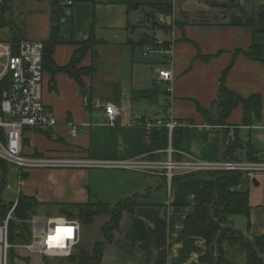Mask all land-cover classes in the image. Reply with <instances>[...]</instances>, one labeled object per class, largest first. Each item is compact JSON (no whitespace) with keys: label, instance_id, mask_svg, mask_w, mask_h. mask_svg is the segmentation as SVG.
I'll use <instances>...</instances> for the list:
<instances>
[{"label":"crops","instance_id":"0c3cea01","mask_svg":"<svg viewBox=\"0 0 264 264\" xmlns=\"http://www.w3.org/2000/svg\"><path fill=\"white\" fill-rule=\"evenodd\" d=\"M4 1L7 25L0 28V41H11L13 26L20 40L43 43L59 24V37L71 43L54 48L56 67L67 66L78 51L72 42L90 36L98 42L78 64L80 69L93 66L92 74L81 76L83 87L65 73L44 72L43 101L58 124L54 129L25 130V155L84 160L144 156L164 161L170 147L177 161H223V138L230 142L237 136L243 145L254 148L258 162H264V155L259 154L264 147V63L247 56L253 43L264 45L258 42L259 38L264 41V0H134L139 8L129 11L121 0H59L57 7L52 0H0V5ZM150 5L169 8L167 33L149 29L144 10ZM147 36L168 45L144 56L150 47L140 42ZM229 65L224 86L242 99L254 94L262 99L261 119L249 127L242 126L241 105L230 112L224 124L210 125L198 111H206L209 121H217L219 88ZM162 69L171 72L172 94L165 92L170 83L158 81ZM82 90L87 91L85 99ZM103 103L115 104L121 112L114 126L107 123L99 106ZM136 117L172 119L192 127L177 128L180 133L173 139L168 133L167 148L151 151L150 132L135 125ZM69 124L79 125L75 137L70 136ZM236 155L239 161L249 162L244 150ZM144 175L99 168L36 170L21 180L18 194L44 205L92 203V195L115 204L140 196V206L131 214H122L100 264H206L201 260L207 253L205 241L197 237L179 240L184 218L175 216L173 210L202 201L214 205L217 193L204 189L199 175L176 177L169 190L164 176ZM252 183L259 188L254 178ZM161 189H167L165 197ZM263 194L264 189L258 204L249 198V228L243 216L230 218L233 228L248 240L264 235ZM208 222L216 232L209 247L216 264L217 243L228 226L211 213ZM223 250L229 264H236V258L244 264V255L236 248L224 244Z\"/></svg>","mask_w":264,"mask_h":264},{"label":"trees","instance_id":"16d2710c","mask_svg":"<svg viewBox=\"0 0 264 264\" xmlns=\"http://www.w3.org/2000/svg\"><path fill=\"white\" fill-rule=\"evenodd\" d=\"M121 3L126 6L127 10L138 9L139 6L134 3V0H121ZM54 7L59 6V0H52ZM6 1L0 5V28L5 27L3 14L6 11ZM145 12V19L149 22V29L155 31L156 29L163 30L165 33L169 31V24L166 21V17L169 15V8L161 5H150ZM157 15L162 17L159 19ZM13 31L11 41L16 43L19 38V32ZM62 43H71L62 40L59 37V24L51 29L50 37L47 41L43 42V69L44 72L48 71L52 74L65 73L69 78L76 81V83L82 86L81 76L85 74H92L93 66L88 69L78 68V64L88 51H93L98 42L90 36L89 39L83 42L72 44L78 46V51L74 53L71 61L67 66L63 68L56 67L53 62L54 48ZM142 45H147L150 48L158 49L168 45L167 42L160 43L154 36H147L140 42ZM247 56L252 60H259L264 63V45L253 43L249 49ZM231 65L224 71L222 75V83L219 88L218 100L216 106L219 109V116L217 121H209L208 113L202 109H198L199 113L210 125H216L217 123L224 124L226 118L230 112L238 105L242 106L243 118L242 126H251L254 123H258L261 119L262 112V99L260 95L254 94L246 99L238 97L233 92L229 91L224 86V79L228 73ZM180 131L174 129L172 131V139L175 135H179ZM168 131L167 129H153L150 132V150H164L167 148ZM180 138H178L179 141ZM173 142V140H172ZM224 144V158L223 161L235 162L239 161L236 153L240 150H244L246 153L247 161L258 162L256 157V151L250 145H243L237 136L234 140L227 142L223 138ZM0 160V170L2 172V180L0 182V194L6 186V170ZM7 165V164H6ZM8 166V165H7ZM201 176V186L207 190H214L217 193V202L214 205H210L208 202H196L193 206H178L173 210L175 216L184 218L183 227L179 234V240L189 237L201 238L205 241L207 246V253L201 259L206 264H213V259L209 250L215 235V229L208 222V216L211 213L216 219H220L228 226L225 234L217 243V249L219 257L216 264H229L226 257V253L223 250V245H227L230 248H237L244 255V264H264L262 255L264 253V235L253 240L246 239L239 231L235 230L232 226L230 218L233 216H243L247 221V227H250V202L248 191L238 190L246 180V177L242 173H229V172H213L203 173ZM27 177V173H22L21 180ZM140 196H134L131 198L123 199L113 205L105 204L102 202L86 204H56L49 205L52 208L57 209V216L64 217L68 220L77 219L82 224H90L93 218L97 216H105L108 218L107 222L101 228V235L103 241L94 244L91 253H87L81 250L79 247L78 255H73L66 260H72L73 258L78 264H100L102 255L106 246L111 244L114 233L118 230V225L123 213H133L134 210L140 206ZM14 203L0 202V224L4 221L7 214L12 209ZM41 204L38 203L34 197L25 196L19 193L17 196V202L15 208L11 213V220L9 221V242L11 244L26 243L29 239L28 220L31 216L35 215L36 209ZM50 217V216H49ZM55 217V216H53ZM16 242V243H15ZM76 250V251H77ZM16 255L13 251L10 253V258L15 259ZM48 258H43L47 262ZM160 264H165L164 262Z\"/></svg>","mask_w":264,"mask_h":264},{"label":"built area","instance_id":"2783aa9c","mask_svg":"<svg viewBox=\"0 0 264 264\" xmlns=\"http://www.w3.org/2000/svg\"><path fill=\"white\" fill-rule=\"evenodd\" d=\"M161 34V31L159 32ZM146 48L143 55L152 52ZM43 44L38 41L21 39L16 43L0 41V160L6 163L21 180L22 173L36 170L99 168L108 170H127L152 176H164L167 189L176 177L200 175L203 173L229 172L253 176L264 173V162L242 161H204L197 159L177 161L172 158L173 150L169 147L164 161L149 160L144 156L121 160H84L56 156L32 157L23 153V134L25 130L54 129L58 122L54 113L43 101ZM171 72L160 70L158 81L170 83L167 94H172ZM103 108L107 123L114 126L121 112L112 103L99 105ZM135 125L146 132L153 129H167L169 135L176 128H191L189 124H180L172 119L149 120L135 118ZM69 133L75 137L79 125L69 124ZM240 190V187L237 188ZM264 200V194H263ZM264 204V201H263ZM13 205L4 221L0 224V264H9L11 250L17 255L30 257L36 255L43 258L66 259L71 257L82 241L81 225L76 220H68L60 216L43 217L33 215L28 220L29 239L26 243L14 245L9 242V221L15 208ZM73 227L70 235L62 236L53 246L46 240L55 236V229ZM20 255V256H22Z\"/></svg>","mask_w":264,"mask_h":264},{"label":"rangeland","instance_id":"374dc122","mask_svg":"<svg viewBox=\"0 0 264 264\" xmlns=\"http://www.w3.org/2000/svg\"><path fill=\"white\" fill-rule=\"evenodd\" d=\"M258 40H257L258 42H264L260 38ZM158 95H159V97H163V95L161 93H158ZM238 135L240 138H242L244 136V133L240 132V133H238ZM259 150H261V152H259V154L261 156L264 155V147L260 148ZM3 165L5 167L7 174H6V186L0 194V202L6 203V204L13 202L15 204L17 202V196H18L21 180H18V178L14 174V171L11 167L7 166L6 164H3ZM144 176L149 177L148 175H144ZM244 176L248 180L252 177V179L254 178L260 184L259 188L256 189L254 187V185L252 183V179H251L243 187L244 191H248L249 198H250L251 202L253 204H258L260 202V199H262V197L260 196V191H262L264 189V173L255 174L253 176H247V175H244ZM2 177H3L2 172L0 170V182L2 180ZM36 188H37V186H36ZM161 190H164V191H161ZM161 190H159V192L160 193L162 192L161 194L165 197L167 189L166 190L161 189ZM91 200H92V203L102 202L105 204H113V203H107V202L101 201L100 199H96L93 197V195H92ZM56 210L57 209L52 208L49 205L41 204L36 209L35 215L43 216L45 218H47L49 216L53 217V216L58 215ZM74 220L77 221V219H74ZM107 220H108V218L105 216H97V217L93 218V220L91 221L90 224H82L81 225L82 241H81V244L79 246V248L81 250H83L87 253H91L94 244L97 242L103 241V237L101 235V228L107 222ZM19 244L20 243H16L14 245H19ZM11 251H14V250H11ZM11 251H10V253H11ZM22 254H20V255H22ZM15 255H16L15 259H11L10 254H9V264H78V262L74 258L72 260H69V261L66 259H51V258L49 259L48 258L47 262H45V260H43L41 257L36 256V255H32L30 257H27L25 255H22V256L17 255V254H15ZM77 255H78V250L73 254V257L77 256ZM238 257H240V254L238 255ZM235 263L236 264H243L242 261L240 262V260L238 258H236Z\"/></svg>","mask_w":264,"mask_h":264},{"label":"clouds","instance_id":"9594fccd","mask_svg":"<svg viewBox=\"0 0 264 264\" xmlns=\"http://www.w3.org/2000/svg\"><path fill=\"white\" fill-rule=\"evenodd\" d=\"M59 219L61 220V222H64L63 217H60ZM74 226H75V227H78V226H76V225H72V226H69V227H63V231H61V232H56L55 237H56L57 239H61L62 236L70 235ZM69 230H70V231H69ZM56 241H57L56 239H54V240H52V241H49V239H47V240H46V243H48V244H50V243L54 244V243H56Z\"/></svg>","mask_w":264,"mask_h":264},{"label":"snow or ice","instance_id":"6c2138e0","mask_svg":"<svg viewBox=\"0 0 264 264\" xmlns=\"http://www.w3.org/2000/svg\"><path fill=\"white\" fill-rule=\"evenodd\" d=\"M61 231H63V227L58 226V227L55 229V232H61ZM69 231H70V230H69ZM54 239H56L57 241L59 240V239H57L55 236H50V237H49V241H52V240H54ZM49 246H53V244L50 243Z\"/></svg>","mask_w":264,"mask_h":264},{"label":"water","instance_id":"95a60500","mask_svg":"<svg viewBox=\"0 0 264 264\" xmlns=\"http://www.w3.org/2000/svg\"><path fill=\"white\" fill-rule=\"evenodd\" d=\"M86 93H87L86 90H82V91L80 92V94H81V96H82L83 99L86 98ZM255 184H256V183H255Z\"/></svg>","mask_w":264,"mask_h":264}]
</instances>
